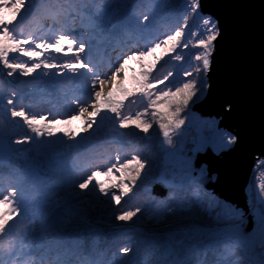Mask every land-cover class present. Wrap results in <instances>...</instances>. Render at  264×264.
Wrapping results in <instances>:
<instances>
[{
	"label": "snow or ice",
	"instance_id": "1",
	"mask_svg": "<svg viewBox=\"0 0 264 264\" xmlns=\"http://www.w3.org/2000/svg\"><path fill=\"white\" fill-rule=\"evenodd\" d=\"M226 31L201 0H0V264H189L173 245L202 233L212 237L205 244L211 255L194 264H264V195L242 206L221 198L216 170L201 156L233 150L240 133L208 120L206 132L184 140L190 102L207 91L217 38ZM99 32L119 47L106 63L93 55ZM133 58L141 69L126 86L123 72ZM69 88L66 110L33 106L45 89ZM239 103L225 98L221 108L228 115ZM74 116L83 120L80 132L57 127ZM154 126L165 156L155 174L156 162L131 146L135 138L149 141ZM260 127L264 136V77ZM21 144L34 153L35 166ZM58 147L70 163L53 162ZM102 149L109 158L94 163ZM256 166L264 169V148ZM101 172L113 177L108 185L97 179ZM133 197L135 205L128 203ZM89 210L110 222H134L139 214L150 222L171 217L179 226L168 233L163 254L156 232L136 238L128 224L115 223L102 251L66 247L64 225ZM203 212L211 225L191 223Z\"/></svg>",
	"mask_w": 264,
	"mask_h": 264
},
{
	"label": "water",
	"instance_id": "2",
	"mask_svg": "<svg viewBox=\"0 0 264 264\" xmlns=\"http://www.w3.org/2000/svg\"><path fill=\"white\" fill-rule=\"evenodd\" d=\"M201 4L223 21L227 31L223 40L217 38L207 72L209 87L192 108L200 117H215L219 127H230L242 137L241 143L231 151L217 155L209 150L201 156H205L207 163L216 170V194L242 206L246 204L244 189L256 162L257 151L264 148L260 127L264 0H201ZM232 97L240 103L234 112L225 115L221 101Z\"/></svg>",
	"mask_w": 264,
	"mask_h": 264
},
{
	"label": "trees",
	"instance_id": "3",
	"mask_svg": "<svg viewBox=\"0 0 264 264\" xmlns=\"http://www.w3.org/2000/svg\"><path fill=\"white\" fill-rule=\"evenodd\" d=\"M160 4H164L162 0H158ZM166 25H163L165 27ZM159 52V50H157ZM190 57V56H189ZM191 58V57H190ZM206 93V92H205ZM205 93L201 94L200 98L196 101H200ZM195 104V103H194ZM193 104L190 102V108L191 111L188 114L190 117H198L199 113L192 108ZM197 118V119H198ZM206 118V119H204ZM204 121L208 120H215L217 122V119L215 117H204ZM188 122V121H187ZM184 127V126H182ZM188 131H186V134L184 136L186 142L191 141V139L194 136L199 135V131L196 130V127L193 126L191 128H186ZM18 131L23 132L26 129L23 126H18ZM139 131V130H137ZM202 131H207V125L203 123ZM149 132L151 133V139L147 142L140 140L139 138H135L132 140L131 146H138L142 148L144 151V154L152 158L156 162V167L153 169V174L160 171V169L164 166V154L159 151L158 148V142L163 140L162 135L159 133L158 126H154L153 128L149 129ZM147 134L141 133V136H145ZM17 148L25 153H28V163L35 166L36 160L34 159V153L30 150L28 145L21 144L18 145ZM121 151H125V149H121ZM112 157L114 159L115 153L112 154ZM53 162L60 164V163H69V161H66L64 157H61L59 154L56 156V151L52 154ZM109 158V154L106 149H102L96 153L94 163L97 164H104L106 160ZM130 158V157H128ZM4 163L0 162V165H3ZM263 171L264 169H261L254 165L253 167V174L252 178L255 177V183L257 187V193L260 197L261 194L260 189V183L259 179L256 178L258 172ZM38 180H43V176H38ZM113 179V177H106L105 185H108L110 183V180ZM152 180V174L149 175L148 181L151 182ZM211 191V189H209ZM257 196V197H258ZM128 203H131L135 205L137 203V198L133 197ZM117 205L113 206L116 207ZM63 211V210H62ZM222 211L220 209H215V212ZM128 224L129 225V231L134 233L136 238L141 237L145 234L146 231H154L158 235V239L160 242V248L159 252L163 254V252L166 249V242H168V233L175 231V229L179 226L177 225L171 217H161L159 220L156 221H148L146 217H139L134 218V222H124V221H111L110 218L106 215H101L98 211H86L84 213H80L77 215L72 216L64 225L63 231L66 232L67 238L64 241V244L66 247H71L73 249H83L85 251H102L105 248H107V241L105 239V233L112 227V224ZM191 223L195 225L200 226H209L212 223V217L208 215L207 212L201 213L199 216H195L191 218ZM138 229V232L136 231ZM79 237L80 240L77 244H72L69 241L71 238ZM212 239L211 236L208 235V233H202L198 237L194 236L192 240H185L183 244L181 245H173L174 247H178L180 249V252L178 254V258L185 259L189 262V264H194V262L205 256V255H211L210 250L205 249V244L208 243V241ZM96 242V243H94ZM146 251H150V248L145 249ZM256 251L259 252V244L257 242L256 245ZM171 258V257H168Z\"/></svg>",
	"mask_w": 264,
	"mask_h": 264
},
{
	"label": "rangeland",
	"instance_id": "4",
	"mask_svg": "<svg viewBox=\"0 0 264 264\" xmlns=\"http://www.w3.org/2000/svg\"><path fill=\"white\" fill-rule=\"evenodd\" d=\"M162 1L164 2L165 5L168 4L169 2H171V0H162ZM158 27L160 29H162L163 25L158 26ZM94 36H95V40H94V47H93V55L96 57L97 61L106 63L110 56L112 58H114L115 53L119 51V48H115V46H114L115 44H117L116 38L107 35L105 32L94 33ZM187 58L191 59L190 57H187ZM147 59H151V57H148ZM140 69H141V62L139 60L133 58V59L127 61L126 65H125L124 72H123V74H124L123 83L126 86H132L135 82V78H137L139 75ZM47 79L51 80L50 77ZM70 94H71V88H69L67 92H65L63 90L57 91V92H52L49 89H45L36 98L33 106L35 108H45V109L50 107V106H54L53 107L54 111L57 108H59L60 110L63 111V110H66L68 108V95H70ZM44 95L46 97H44ZM197 118L191 116V120H189L187 122L188 123L187 128H191V127L195 126L196 130L199 131V135H200L203 132L202 131L203 121L206 118H204V117H201L198 119ZM82 124H83L82 118L79 116H74L66 124L58 123L57 127L58 128H68V129H72V130H75L77 132H80ZM186 131H188V129H185V134H186ZM184 140H185V138H184ZM185 142H186V140H185ZM56 143L59 144V136L57 137ZM58 154L61 157H64L66 161H69L67 159V157H65L61 154L59 147L56 149V156H58ZM69 163H70V161H69ZM164 163H165V159H164ZM106 177L107 176H105L104 173L101 172L98 175L97 179L104 182L106 180ZM256 178L259 179L260 184L264 183V172L259 171ZM255 180H256L255 177H253V179L250 181L249 185L246 188L245 194H247V196H248L247 200L250 199V200H248V202H251L252 199L259 198L258 193H257V187H256ZM115 205L116 204L113 203L112 206H115ZM127 231H129V229ZM136 231L138 232V229H136ZM79 240H80L79 237H75V238H71V240L69 242L72 244H77ZM94 243H96V242H94Z\"/></svg>",
	"mask_w": 264,
	"mask_h": 264
},
{
	"label": "flooded vegetation",
	"instance_id": "5",
	"mask_svg": "<svg viewBox=\"0 0 264 264\" xmlns=\"http://www.w3.org/2000/svg\"><path fill=\"white\" fill-rule=\"evenodd\" d=\"M246 193V189H244V194ZM245 196H246V194H245Z\"/></svg>",
	"mask_w": 264,
	"mask_h": 264
}]
</instances>
